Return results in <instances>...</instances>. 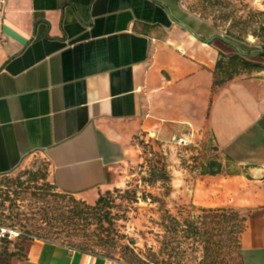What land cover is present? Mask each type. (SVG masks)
Instances as JSON below:
<instances>
[{"label":"crops","instance_id":"crops-1","mask_svg":"<svg viewBox=\"0 0 264 264\" xmlns=\"http://www.w3.org/2000/svg\"><path fill=\"white\" fill-rule=\"evenodd\" d=\"M218 35L183 0H0V176L38 157L59 193L94 205L137 139L188 129L221 165L191 203L245 215L243 263L264 264V72L214 89ZM15 264L122 263L34 241Z\"/></svg>","mask_w":264,"mask_h":264},{"label":"trees","instance_id":"trees-1","mask_svg":"<svg viewBox=\"0 0 264 264\" xmlns=\"http://www.w3.org/2000/svg\"><path fill=\"white\" fill-rule=\"evenodd\" d=\"M250 1L196 0L193 6L185 5L190 13L209 21L219 32L221 43L230 49L229 54L219 50L218 62L213 72L214 89H219L242 75L264 72V11L251 6ZM250 37L253 42L249 41ZM230 43L238 44L241 49L247 48L246 56H241ZM200 145L203 151H209L201 165L197 164L201 174L220 175L217 148L211 142ZM147 160L149 163L143 182L149 191L142 190V199L158 208L160 217L156 224L160 230L156 238L161 246L157 253L152 252V260H144V264H183L180 256L182 239L186 240L189 247L202 250L203 257L199 264H216L219 253L225 248L228 253L239 256V264H244L240 239L246 228V216L234 208L225 207L201 209L203 216L181 220L166 207V200L172 193V177L168 171L166 154L150 148ZM48 176L49 168L46 163L42 171L28 169L18 175L12 191L10 188L0 189V264H13L15 259L26 260L28 248L34 241L55 242L47 238L53 234L54 229L61 232L70 230L72 233L85 230L96 223H105L111 227V204L104 194L100 195L94 205H89L71 195L55 193L56 188L50 184ZM23 177H26L25 181L22 180ZM40 182L44 185L39 186ZM152 191L159 193L156 195ZM137 195L135 191L128 192L127 199L138 202ZM27 200L29 213L19 204ZM30 214L33 221H29ZM15 232L18 234L12 239ZM224 237L227 239L223 240ZM59 244L75 252L118 262L106 255L78 249L66 243Z\"/></svg>","mask_w":264,"mask_h":264},{"label":"rangeland","instance_id":"rangeland-1","mask_svg":"<svg viewBox=\"0 0 264 264\" xmlns=\"http://www.w3.org/2000/svg\"><path fill=\"white\" fill-rule=\"evenodd\" d=\"M183 2L187 7H190L195 5L196 0H183ZM250 4L256 9L264 11V0H251ZM216 41L215 45L217 47H222L226 54L230 53V49L225 47L220 39ZM249 41L253 42V38L250 37ZM242 49L244 52L248 51L245 47H242ZM254 74L257 73L242 76L251 77ZM187 130L182 128L181 132H175L179 134L176 140L182 137L180 136L181 134L185 135ZM170 139L171 137L161 139L155 136L143 135L139 141L135 142L139 151L134 159L135 161L125 165L121 171L122 183L120 187L112 188L104 193V196L109 199V204H111L109 211L112 214L113 221L110 228L105 223H96L91 224L85 230H78L72 233L70 230L61 232L54 229L53 234L47 236V238L58 243H66L78 249L81 248L95 254L98 253L115 258L122 264H127L128 262L144 264V260H152V252L157 253L161 243L156 238L160 230L156 224L160 217L158 208L142 199V190H148L144 185L143 178L146 177L149 163L147 155L150 148H153L156 152L160 151L166 154L168 171L172 177V193L171 197L166 200V207L174 216H178L181 220L203 216L201 209L191 203L190 197L195 185L204 180V176L201 174L197 164L201 165L203 158L205 159L206 155H209V151L202 150V146L199 144L203 143L201 138L193 140L194 143L190 144L189 148L174 141L171 142ZM181 139L185 138L182 137ZM212 145L214 146L213 143ZM45 166V161L38 157L29 159L12 174L0 176V189L6 190L10 188V191H12L15 188L14 182L18 175L28 171V169L42 171ZM22 180L25 181L26 177H23ZM42 185L44 183L40 182L39 186ZM134 191L138 193V202H132L127 199L128 192ZM152 192L156 195L159 193L158 191ZM55 193L64 194L59 193L57 190H55ZM62 203L64 204V202ZM19 204H22V209L29 213L28 200ZM28 218L29 221L34 219L31 214ZM16 234L18 233L15 232L13 234L12 239L17 236ZM40 235L45 237L44 233ZM226 239L225 237L223 238V240ZM182 241L180 256H182L183 264H199L203 257L202 250L189 247L185 239H182ZM16 262L23 261L15 259L13 264ZM239 262V256L228 253L225 248L219 253L216 264H239Z\"/></svg>","mask_w":264,"mask_h":264},{"label":"water","instance_id":"water-1","mask_svg":"<svg viewBox=\"0 0 264 264\" xmlns=\"http://www.w3.org/2000/svg\"><path fill=\"white\" fill-rule=\"evenodd\" d=\"M219 39V36H214L211 40H209V41H206V43H210L211 41H214V40H218ZM231 44V46L234 48H236V50H237V52L241 55V56H243V57H245L246 56V53L245 52H243L242 50H241V48L238 46V44H235V43H230Z\"/></svg>","mask_w":264,"mask_h":264},{"label":"built area","instance_id":"built-area-1","mask_svg":"<svg viewBox=\"0 0 264 264\" xmlns=\"http://www.w3.org/2000/svg\"><path fill=\"white\" fill-rule=\"evenodd\" d=\"M179 145H184L185 147H188L192 142L188 141L187 139H178L176 140Z\"/></svg>","mask_w":264,"mask_h":264}]
</instances>
